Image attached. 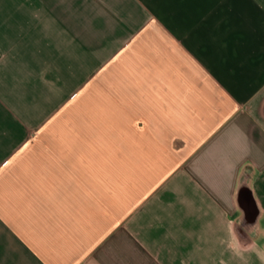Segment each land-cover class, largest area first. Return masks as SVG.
Segmentation results:
<instances>
[{
    "label": "crops",
    "instance_id": "0c3cea01",
    "mask_svg": "<svg viewBox=\"0 0 264 264\" xmlns=\"http://www.w3.org/2000/svg\"><path fill=\"white\" fill-rule=\"evenodd\" d=\"M225 219L264 229V0H0V264H261Z\"/></svg>",
    "mask_w": 264,
    "mask_h": 264
},
{
    "label": "clouds",
    "instance_id": "9594fccd",
    "mask_svg": "<svg viewBox=\"0 0 264 264\" xmlns=\"http://www.w3.org/2000/svg\"><path fill=\"white\" fill-rule=\"evenodd\" d=\"M235 226H240L247 233V239L242 240ZM224 237L222 243L235 256L243 259L246 254H255L257 258L264 264V247L258 244V239H264V229L257 230L254 226L246 227L241 220H228L223 222Z\"/></svg>",
    "mask_w": 264,
    "mask_h": 264
}]
</instances>
